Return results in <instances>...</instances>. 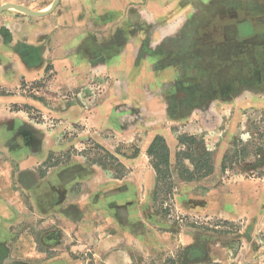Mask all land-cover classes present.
Returning a JSON list of instances; mask_svg holds the SVG:
<instances>
[{
	"label": "crops",
	"instance_id": "0c3cea01",
	"mask_svg": "<svg viewBox=\"0 0 264 264\" xmlns=\"http://www.w3.org/2000/svg\"><path fill=\"white\" fill-rule=\"evenodd\" d=\"M54 1L0 0V264H77L67 236L134 264L180 243L163 205L253 215L264 196L224 169L234 116L264 96V0ZM90 142L102 160L75 153Z\"/></svg>",
	"mask_w": 264,
	"mask_h": 264
},
{
	"label": "rangeland",
	"instance_id": "374dc122",
	"mask_svg": "<svg viewBox=\"0 0 264 264\" xmlns=\"http://www.w3.org/2000/svg\"><path fill=\"white\" fill-rule=\"evenodd\" d=\"M41 86H52L51 75L31 84L21 80L19 89L28 90L32 87L38 90ZM263 97L240 108L235 116V112H231L230 117L233 115L235 119L232 120L234 129L228 137L230 151L224 169L226 180L237 183L238 186L242 181L254 183V186L249 183L250 186L246 189L250 193L255 188L256 196H264ZM74 151L81 153L85 159L102 160L101 148L91 142L79 145ZM71 155L64 154L63 161L70 159ZM110 160L112 167L117 168V163L112 158ZM256 196L250 197L249 201H255ZM248 210L251 208L243 207L238 210L239 216L223 218L184 215L179 211L172 212L168 205H163L161 211L165 216L175 214L172 219L177 221L178 232L182 235L180 243L177 242L176 246L168 249L161 248L154 254L138 257L134 264H194L193 262L200 261L203 264H264V199L255 206L253 215L249 216ZM67 237L62 240V248L72 255L70 257L77 264H95L93 245L90 242L84 243ZM166 241L164 239L162 243ZM163 244L162 247L165 246ZM194 257H199V261H195Z\"/></svg>",
	"mask_w": 264,
	"mask_h": 264
},
{
	"label": "trees",
	"instance_id": "16d2710c",
	"mask_svg": "<svg viewBox=\"0 0 264 264\" xmlns=\"http://www.w3.org/2000/svg\"><path fill=\"white\" fill-rule=\"evenodd\" d=\"M165 151L166 148L161 139L156 138L152 143L150 153H154L152 154L154 157H158L161 162H165L167 157V155L164 153Z\"/></svg>",
	"mask_w": 264,
	"mask_h": 264
},
{
	"label": "water",
	"instance_id": "95a60500",
	"mask_svg": "<svg viewBox=\"0 0 264 264\" xmlns=\"http://www.w3.org/2000/svg\"><path fill=\"white\" fill-rule=\"evenodd\" d=\"M55 3H56V0L53 2L52 7L55 5ZM15 6H17V8L22 9V6H20V5H15ZM5 8H7L6 4H3L2 6H0V10H4ZM29 12L34 14V15H40L37 12H32V11H29Z\"/></svg>",
	"mask_w": 264,
	"mask_h": 264
},
{
	"label": "bare ground",
	"instance_id": "6f19581e",
	"mask_svg": "<svg viewBox=\"0 0 264 264\" xmlns=\"http://www.w3.org/2000/svg\"><path fill=\"white\" fill-rule=\"evenodd\" d=\"M10 8L16 9L15 7H12V6Z\"/></svg>",
	"mask_w": 264,
	"mask_h": 264
}]
</instances>
